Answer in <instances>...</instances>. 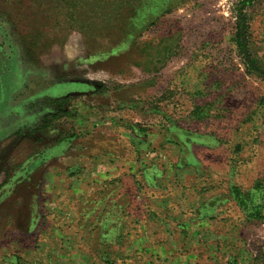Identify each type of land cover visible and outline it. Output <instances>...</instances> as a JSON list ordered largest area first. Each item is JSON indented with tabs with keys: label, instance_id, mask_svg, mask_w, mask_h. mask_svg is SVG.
Segmentation results:
<instances>
[{
	"label": "rangeland",
	"instance_id": "1",
	"mask_svg": "<svg viewBox=\"0 0 264 264\" xmlns=\"http://www.w3.org/2000/svg\"><path fill=\"white\" fill-rule=\"evenodd\" d=\"M0 264H264V0H0Z\"/></svg>",
	"mask_w": 264,
	"mask_h": 264
},
{
	"label": "crops",
	"instance_id": "2",
	"mask_svg": "<svg viewBox=\"0 0 264 264\" xmlns=\"http://www.w3.org/2000/svg\"><path fill=\"white\" fill-rule=\"evenodd\" d=\"M128 209V210H127ZM132 208H127V207H120L119 209H115L114 210V217L115 216H117L118 217V220L117 219H115V220H117V222L119 221V224H122V225H124V224H126V223H131V222H133L134 224H138L139 222H138V220H137V218L136 217H129V216H126V215H124V213L125 212H129L130 210H131ZM127 210V211H126ZM135 212V211H134ZM107 218H109V217H107ZM156 221H157V219H156ZM111 222L112 221H110V225H111ZM140 224V223H139ZM136 238H139V236H136Z\"/></svg>",
	"mask_w": 264,
	"mask_h": 264
},
{
	"label": "trees",
	"instance_id": "3",
	"mask_svg": "<svg viewBox=\"0 0 264 264\" xmlns=\"http://www.w3.org/2000/svg\"><path fill=\"white\" fill-rule=\"evenodd\" d=\"M133 3H135L136 2V0H131ZM128 5H131V6H135V5H133V4H131V3H128ZM134 10V9H133Z\"/></svg>",
	"mask_w": 264,
	"mask_h": 264
}]
</instances>
